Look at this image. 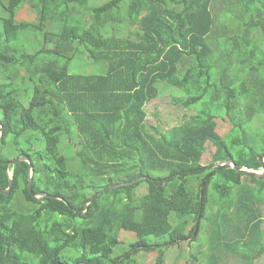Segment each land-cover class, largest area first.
Here are the masks:
<instances>
[{
    "label": "trees",
    "instance_id": "obj_1",
    "mask_svg": "<svg viewBox=\"0 0 264 264\" xmlns=\"http://www.w3.org/2000/svg\"><path fill=\"white\" fill-rule=\"evenodd\" d=\"M3 6L0 189L11 178L14 187L0 193V264H139L141 252H157L155 264H165L167 250L196 242L203 228L213 246L200 264H220L215 251L223 264L231 256L256 264L264 181L208 169L202 159L210 143L211 164L232 159L262 170L264 125L250 123L264 117V0ZM27 6L36 22L18 19ZM72 64L96 71L72 73ZM167 86L184 93L175 103L197 113L157 138L147 131L146 106ZM219 116L233 124L225 136ZM75 136L76 165L62 149ZM19 157L34 165L33 192L30 164L8 166ZM123 231L138 241L115 255Z\"/></svg>",
    "mask_w": 264,
    "mask_h": 264
},
{
    "label": "rangeland",
    "instance_id": "obj_2",
    "mask_svg": "<svg viewBox=\"0 0 264 264\" xmlns=\"http://www.w3.org/2000/svg\"><path fill=\"white\" fill-rule=\"evenodd\" d=\"M109 0H91L92 4H102ZM9 0H4L2 4H0V15L4 16L5 12L3 10L4 6L8 4ZM79 11V10H78ZM19 20L23 21H31L36 22V15L32 14L30 6L25 7L18 17ZM32 39V37H30ZM29 43V42H28ZM91 64V63H90ZM73 67V68H72ZM70 71L73 73L81 72H92L96 71V68L92 65L88 66H70ZM249 80V79H248ZM162 89V95L149 103L146 106V111L148 114L147 118V131L154 135L157 138H160L164 135L168 130L181 126L187 120H189L193 115L197 113V109L188 110L180 103H175L174 99H181L184 97V93L176 88L169 87ZM201 108L203 107L202 104L199 105ZM239 121V118L236 119ZM217 123V131L221 136L227 135L233 128V124L227 117L219 116L216 119ZM264 125V117L263 116H255V118L250 123L251 130H258L262 128ZM80 140L77 136L74 137L72 140H64L62 144V149L65 155L68 158H71L73 164H77L75 158L77 150L80 148ZM207 152L202 159V164L207 167L212 162V155L215 153L216 148L208 143L207 144ZM262 171V170H260ZM196 183V182H195ZM194 187V184H193ZM147 193V186L145 184L141 185L138 189V196L141 197L142 195ZM214 207V206H213ZM215 208V207H214ZM262 218H263V225L262 229H264V205L262 206ZM191 228L195 226V222H192ZM190 228V229H191ZM207 228H203L200 237L196 242L192 239L185 241L170 250H167L165 256V264H200L201 259L208 260V254L212 250V243L210 234ZM121 241L122 245L118 247L115 255H123L126 252L131 250V241L136 242L138 241L137 237L129 232L123 231L121 232ZM211 246V247H210ZM114 255V256H115ZM215 255L217 260H219L220 264L225 262L227 258L222 256L218 251H215ZM158 257L157 252H141L137 256V260L139 264H155L156 259ZM231 264H236V260L232 256L229 260ZM230 264V263H229ZM256 264H264V254L261 258L256 262Z\"/></svg>",
    "mask_w": 264,
    "mask_h": 264
},
{
    "label": "water",
    "instance_id": "obj_3",
    "mask_svg": "<svg viewBox=\"0 0 264 264\" xmlns=\"http://www.w3.org/2000/svg\"><path fill=\"white\" fill-rule=\"evenodd\" d=\"M3 129V128H2ZM1 129V130H2ZM28 162L30 164V168H31V171L29 173V190L31 192H33V174H34V165L32 164V160L31 158L29 157H19L17 158L16 160H14L13 162L11 163H8V166H11V165H16L18 164L19 162ZM259 161L261 162L262 164V171H255V170H250V169H247V168H243V167H240L238 166L234 160L232 159H228L226 161H223V162H215V163H212L208 166V169H218V170H223V169H235L238 173H241V174H246V175H250L252 177H255L259 180H262L264 181V155L261 156L259 158ZM142 179L136 181L137 182H140ZM134 182L132 183H127V184H117V185H114L108 189H105L104 191L100 192L99 194H97L91 201H90V204L92 203L93 200L97 199L98 197H100L104 192H107V191H111L113 189H117L119 187H122V186H126V185H131L133 184ZM13 187H14V180L11 178L10 180V186L8 189H0V193L4 194V195H7V196H10L12 194V190H13ZM35 197L37 198H43V200H45V198L47 196H42V195H39L37 196L35 193L33 194Z\"/></svg>",
    "mask_w": 264,
    "mask_h": 264
}]
</instances>
